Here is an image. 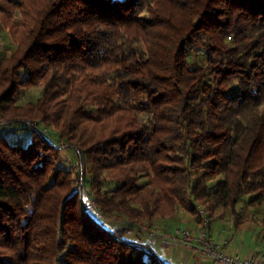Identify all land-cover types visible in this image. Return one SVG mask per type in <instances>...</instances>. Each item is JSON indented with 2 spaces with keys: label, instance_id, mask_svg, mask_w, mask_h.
<instances>
[{
  "label": "trees",
  "instance_id": "1",
  "mask_svg": "<svg viewBox=\"0 0 264 264\" xmlns=\"http://www.w3.org/2000/svg\"><path fill=\"white\" fill-rule=\"evenodd\" d=\"M2 29L0 126L33 134L0 135V264H167L179 210L264 206V0H0Z\"/></svg>",
  "mask_w": 264,
  "mask_h": 264
},
{
  "label": "rangeland",
  "instance_id": "2",
  "mask_svg": "<svg viewBox=\"0 0 264 264\" xmlns=\"http://www.w3.org/2000/svg\"><path fill=\"white\" fill-rule=\"evenodd\" d=\"M13 47V44L9 38V35L7 34L6 30H1L0 31V59L7 55ZM192 60L195 59H200L199 52L197 51H192ZM38 92V89L33 88V89H28L24 91V93L21 95L20 101H24L28 98H32L36 96ZM32 130L30 128H26V126L23 123H14L12 125H3L0 126V135L5 136L6 138L9 139V141H17L20 142L23 146H26L32 139ZM50 134V133H49ZM60 157L61 160H59L60 166L63 168L67 169L70 165L75 163L76 159V151L72 147H64L60 150ZM80 166V163H79ZM81 170V169H80ZM246 203H240L239 206V215L236 217L237 219V225L239 228L234 230V215L229 211L225 209H219L214 213L213 218L216 219L214 222H210L208 217H207V210L205 206H199L201 209L204 210L203 213H200L199 215H194L191 214L189 211H183L179 210L178 213L176 214L175 219L173 222L175 223V226L178 227L177 229L178 232L181 231V229H188L191 231V233L195 235H200L203 231L207 232V235L211 240H213L216 245L218 243L216 240L211 236L210 230L212 226L218 225L221 229L219 230L220 232H224L223 234L227 235L230 234L232 235V230H234L235 234L242 231V233L247 232V235H249V238H252V242L254 241L255 245L259 244V250L255 249L253 250L252 254H261L264 255V224H262V221L260 219L264 218V206L258 207V208H253L249 207L247 205H244ZM212 218V220H214ZM255 219V220H254ZM257 222V224L255 223ZM239 229H241L239 231ZM156 233L159 235H155L153 237V246L156 247L157 243L155 241L157 240H170L176 242L178 245H180L182 248H188L185 246H182V244L185 242V240L179 235V233H172V232H166L164 227L157 228ZM246 234V233H245ZM127 237L129 236H136L137 239L140 241L146 240V237L143 235H140L139 232H135V230H129L125 234ZM210 235V236H209ZM232 237V236H231ZM236 239H239V235L235 236ZM260 239V240H258ZM257 241H262L257 243ZM262 243V244H261ZM262 245V246H261ZM200 247L199 245H197ZM220 249L226 251L225 249L221 248L220 245H218ZM253 246V245H252ZM157 248V247H156ZM191 249V248H189ZM228 252V251H227ZM162 254V252L160 251ZM232 253V252H231ZM164 256V255H163ZM166 256V255H165Z\"/></svg>",
  "mask_w": 264,
  "mask_h": 264
},
{
  "label": "crops",
  "instance_id": "3",
  "mask_svg": "<svg viewBox=\"0 0 264 264\" xmlns=\"http://www.w3.org/2000/svg\"><path fill=\"white\" fill-rule=\"evenodd\" d=\"M210 227L211 230L209 232L211 236L221 248L228 252L247 256L252 254L253 250H259V244L255 245L254 241L252 242V238H249L250 234L247 235V232L242 233L241 231L235 234V232L232 231V235H225L223 234L224 232H220L223 229L218 225H210ZM236 235H239V239L235 238ZM155 243H157V248L153 246L154 249L167 264H209V260L197 249H184L176 242L167 239L157 240Z\"/></svg>",
  "mask_w": 264,
  "mask_h": 264
},
{
  "label": "built area",
  "instance_id": "4",
  "mask_svg": "<svg viewBox=\"0 0 264 264\" xmlns=\"http://www.w3.org/2000/svg\"><path fill=\"white\" fill-rule=\"evenodd\" d=\"M81 185L82 199L88 206H93V202L88 198L86 188ZM203 213L202 210L199 211ZM157 231H151L148 235L154 237L159 235ZM176 233L185 240L182 246L199 250L208 260L209 264H264V255L250 254L247 256L239 253H231L219 248L216 243L208 237L207 232L203 231L199 236L191 233L188 229H181ZM199 245L200 247H198Z\"/></svg>",
  "mask_w": 264,
  "mask_h": 264
},
{
  "label": "water",
  "instance_id": "5",
  "mask_svg": "<svg viewBox=\"0 0 264 264\" xmlns=\"http://www.w3.org/2000/svg\"><path fill=\"white\" fill-rule=\"evenodd\" d=\"M82 162V161H81ZM83 184V179H81V181H80V185H78L79 186V188H78V190H79V192L81 193V196H82V192H81V185Z\"/></svg>",
  "mask_w": 264,
  "mask_h": 264
}]
</instances>
